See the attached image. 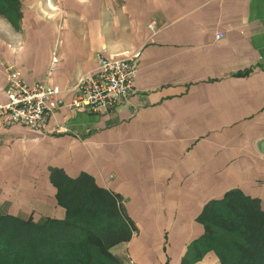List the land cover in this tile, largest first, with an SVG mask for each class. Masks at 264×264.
<instances>
[{"label":"crops","instance_id":"1","mask_svg":"<svg viewBox=\"0 0 264 264\" xmlns=\"http://www.w3.org/2000/svg\"><path fill=\"white\" fill-rule=\"evenodd\" d=\"M18 2L0 0V104L10 67L70 103L96 53L142 57L134 94L110 113L64 107L40 130L0 127L1 213L62 220L50 170L87 173L136 228L112 250L122 264H181L208 202L240 190L264 211V0ZM194 264L221 263L210 251Z\"/></svg>","mask_w":264,"mask_h":264},{"label":"trees","instance_id":"2","mask_svg":"<svg viewBox=\"0 0 264 264\" xmlns=\"http://www.w3.org/2000/svg\"><path fill=\"white\" fill-rule=\"evenodd\" d=\"M4 11L18 0H2ZM62 220L39 222L0 212V264H122L112 250L128 243L136 228L119 195L100 187L87 173L69 177L50 170ZM204 235L181 264H194L213 251L221 264H264V211L257 199L231 190L208 202L197 218Z\"/></svg>","mask_w":264,"mask_h":264},{"label":"built area","instance_id":"3","mask_svg":"<svg viewBox=\"0 0 264 264\" xmlns=\"http://www.w3.org/2000/svg\"><path fill=\"white\" fill-rule=\"evenodd\" d=\"M147 27L152 34L160 30L155 21ZM141 57V51L118 60L110 59L104 50L96 53V70L79 81L78 95L70 103L65 102L59 88L48 87L42 82L29 85L10 67L7 71L8 101L0 104V127L20 125L40 130L64 107L93 114L110 113L134 94Z\"/></svg>","mask_w":264,"mask_h":264}]
</instances>
